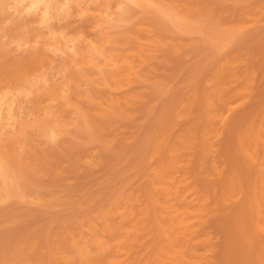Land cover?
I'll return each mask as SVG.
<instances>
[{"label":"rangeland","instance_id":"1","mask_svg":"<svg viewBox=\"0 0 264 264\" xmlns=\"http://www.w3.org/2000/svg\"><path fill=\"white\" fill-rule=\"evenodd\" d=\"M263 14L0 0V264H264Z\"/></svg>","mask_w":264,"mask_h":264},{"label":"bare ground","instance_id":"2","mask_svg":"<svg viewBox=\"0 0 264 264\" xmlns=\"http://www.w3.org/2000/svg\"><path fill=\"white\" fill-rule=\"evenodd\" d=\"M29 1V0H28ZM52 1V0H51ZM103 1V0H102ZM39 2H40V0H39ZM101 2V1H100ZM108 2V1H107ZM114 2V1H113ZM175 2V1H174ZM181 2V1H180ZM32 3V2H31ZM50 3V2H49ZM104 3H105V1H104ZM33 4V3H32ZM106 4V3H105ZM109 4V3H108ZM86 5V4H85ZM97 5V4H96ZM102 5H104V4H102ZM48 6H49V4H48ZM55 6V5H54ZM76 6V5H75ZM57 7V6H56ZM59 7H60V5H59ZM73 7H74V5H73ZM86 7V6H85ZM102 7V6H101ZM53 8V7H52ZM42 9H43V7H42ZM62 9V8H61ZM78 9V8H77ZM83 9V8H82ZM33 11V10H32ZM74 11H75V9H74ZM79 11H80V9H79ZM102 11V10H101ZM112 11V10H111ZM67 12V11H66ZM76 13H78V11H75ZM88 12V11H87ZM62 13V12H61ZM89 13V12H88ZM116 13V12H115ZM111 15V14H110ZM117 15V14H116ZM264 15V14H263ZM84 17V16H83ZM90 17V16H89ZM117 20H119V19H117ZM258 20V19H257ZM70 23H71V21H70ZM66 24V23H65ZM65 24H64V27H65ZM83 24H84V22H83ZM95 24V23H94ZM97 24V23H96ZM127 24V23H126ZM80 25V24H79ZM90 25V24H89ZM123 25V24H122ZM62 26V25H61ZM107 27V26H106ZM59 28V27H58ZM61 29V28H60ZM84 29V28H83ZM58 30V29H57ZM66 31V30H65ZM98 31V30H97ZM137 31V30H136ZM263 31V30H262ZM69 32V31H68ZM101 32V31H100ZM70 33V32H69ZM68 33V35H70ZM76 34V33H75ZM133 34V33H132ZM137 34V33H136ZM135 34V35H136ZM58 36H59V34H58ZM71 36V35H70ZM74 36H76V35H74ZM137 36V35H136ZM141 36V35H140ZM139 36V37H140ZM264 36V35H263ZM97 37H98V35H97ZM264 38V37H263ZM106 39V38H105ZM262 38H260V40H261ZM32 41V40H31ZM42 41V40H41ZM83 40H81L80 42H82ZM119 41V40H118ZM37 42V41H36ZM97 42V41H96ZM102 43V42H101ZM73 44V43H72ZM99 44V43H98ZM29 45V44H28ZM33 45V44H32ZM76 47V46H75ZM101 47H102V45H101ZM145 47V46H144ZM143 47V48H144ZM263 48V47H262ZM63 49V48H62ZM77 49V48H76ZM75 49V50H76ZM38 50H39V48H38ZM114 50H116V49H114ZM82 51V50H81ZM29 52H30V50H29ZM47 52V51H46ZM82 53V52H81ZM88 53V52H87ZM49 54V53H48ZM78 54V53H77ZM88 54H90V53H88ZM91 54H92V52H91ZM90 54V55H91ZM260 54V53H259ZM262 54V53H261ZM24 55V54H23ZM58 55V54H57ZM87 55V54H86ZM51 56V55H50ZM93 56V55H92ZM241 56V55H240ZM63 57H66V56H63ZM59 58V57H58ZM89 58V57H88ZM23 59V58H22ZM23 61V60H22ZM62 61V60H61ZM17 62V61H16ZM67 62H69V61H67ZM47 63V62H46ZM57 63V62H56ZM105 63V62H104ZM50 64V63H49ZM58 65V64H57ZM56 65V66H57ZM68 65H69V63H68ZM71 65V64H70ZM114 65V64H113ZM113 65H111V66H113ZM117 65V64H116ZM49 66V65H48ZM42 67H43V65H42ZM51 67V66H50ZM39 68H40V65H39ZM64 68H66L65 66H64ZM50 69V68H49ZM62 69V68H61ZM88 70V69H87ZM128 70V69H127ZM69 71V70H68ZM72 71V70H71ZM83 71V70H82ZM41 72V71H40ZM44 72H46V71H44ZM67 72V71H66ZM264 72V71H263ZM28 73H30V72H28ZM65 73V72H64ZM85 73V72H84ZM40 74V73H39ZM39 74H38V76H39ZM42 74V73H41ZM86 74V73H85ZM93 74V73H92ZM47 75V74H46ZM81 75V74H80ZM42 76V75H41ZM44 76V75H43ZM56 76V75H55ZM62 76V75H61ZM70 76V75H69ZM82 76V75H81ZM105 76H106V74H105ZM113 76H114V74H113ZM68 77V76H67ZM72 77H74V76H72ZM71 77V78H72ZM76 77V76H75ZM89 77V76H88ZM40 78V77H39ZM44 78V77H43ZM47 78H49L48 76H47ZM52 78H54V77H52ZM77 79L79 78L78 77V75H77V77H76ZM33 79V78H32ZM38 79V78H37ZM51 79V78H50ZM49 79V80H50ZM57 79V78H56ZM116 79V78H115ZM41 80V79H40ZM69 80V79H68ZM91 80V79H90ZM108 80V79H107ZM125 80V79H124ZM224 80V79H223ZM22 81V80H21ZM24 81V80H23ZM60 81V80H59ZM78 81V80H77ZM92 81V80H91ZM35 82H36V80H35ZM52 82V81H51ZM57 82V81H56ZM97 82V81H96ZM99 82V81H98ZM109 82V81H108ZM124 81H122V83H123ZM17 83V82H16ZM71 83V82H70ZM81 83V82H80ZM12 84V83H11ZM20 84V83H19ZM18 84V85H19ZM52 84H53V82H52ZM63 84V83H62ZM115 84V83H114ZM117 84H119V83H117ZM125 84H127V83H125ZM3 85V84H2ZM1 85V86H2ZM21 85V84H20ZM218 85H221V84H219L218 83ZM9 86V85H8ZM12 86V85H11ZM15 86V85H14ZM116 86V85H115ZM122 86V85H121ZM126 86V85H125ZM17 87V86H16ZM19 87V86H18ZM40 87V86H39ZM54 87V86H53ZM112 87V86H111ZM22 88H24V87H22ZM30 88V87H29ZM59 88H61V85H60V87H58V89ZM65 88V87H64ZM74 88V87H73ZM1 89H2V87H1ZM19 89V88H18ZM27 89V88H26ZM66 89V88H65ZM4 90V89H3ZM7 90V89H6ZM42 90V89H41ZM43 90H46V89H43ZM103 90V89H102ZM2 91V90H1ZM8 91V90H7ZM47 91V90H46ZM62 91H63V89H62ZM99 91V90H98ZM105 91V90H104ZM107 91V90H106ZM5 92V91H4ZM9 92H11V91H9ZM13 92H14V90H13ZM76 93L75 94H77V91H75ZM91 92V91H90ZM101 92V91H100ZM23 93V92H22ZM60 93V92H59ZM80 93V92H79ZM93 93V92H92ZM102 93V92H101ZM19 94V93H18ZM17 94V95H18ZM43 94H46V93H43ZM68 94H70V93H68ZM86 94V93H85ZM106 94V93H105ZM1 95H2V93H1ZM6 95V94H5ZM14 95V94H13ZM21 95V94H20ZM28 95V94H27ZM48 95V94H47ZM59 95V94H58ZM95 95V94H94ZM102 95V94H101ZM112 95V94H111ZM3 96V95H2ZM69 96V95H68ZM73 96V95H72ZM72 96H71V98H72ZM96 96V95H95ZM12 97V96H11ZM78 97V96H77ZM89 97V96H88ZM87 97V98H88ZM97 97H99V96H97ZM106 97V96H105ZM28 98V97H27ZM35 98V97H34ZM73 98H74V96H73ZM76 98V97H75ZM83 98V97H82ZM95 98V97H94ZM93 98V99H94ZM101 98V97H100ZM103 98V97H102ZM113 98V97H112ZM4 99V98H3ZM2 99V100H3ZM23 99V98H22ZM98 99V98H97ZM26 100V99H25ZM33 100V99H32ZM35 100H37V99H35ZM72 100V99H71ZM108 100V99H107ZM44 101H46V100H44ZM44 101L42 102V103H44ZM98 101V100H97ZM4 102V101H3ZM2 102V103H3ZM96 102V101H95ZM104 101L102 100V103H103ZM4 103H6V102H4ZM40 103V102H39ZM46 103H47V101H46ZM82 103V102H81ZM90 103V102H89ZM121 103V102H120ZM36 104V103H35ZM91 104V103H90ZM122 104V103H121ZM9 105V104H8ZM32 105V104H31ZM36 105H38V104H36ZM163 105V104H162ZM43 106V105H42ZM58 106V105H57ZM263 106V105H262ZM34 107V106H33ZM37 107H40V106H37ZM156 107V106H155ZM160 107H161V105H160ZM36 108V107H35ZM59 109H60V107H58ZM63 109V108H62ZM101 109V108H100ZM209 109V108H208ZM9 110H10V108H9ZM56 110V109H55ZM58 110V109H57ZM97 110V109H96ZM195 110V109H194ZM210 110V109H209ZM60 111H61V109H60ZM94 111V110H93ZM99 112H97V114H98ZM101 113V112H100ZM31 114V113H30ZM55 114V113H54ZM62 114H64V113H62ZM194 114H195V111H194ZM59 115V114H58ZM193 115V114H192ZM191 115V116H192ZM62 116V115H61ZM195 116V115H194ZM59 118V117H58ZM21 120V119H20ZM60 120V119H59ZM73 120H75V119H73ZM154 120V119H153ZM161 120V119H160ZM193 120V119H192ZM19 121V120H18ZM64 121H65V119H64ZM187 121V120H186ZM190 121V120H189ZM202 121H204V120H202ZM29 122H30V120H29ZM28 122V123H29ZM56 122V121H55ZM66 122V121H65ZM158 122V121H157ZM161 122H162V120H161ZM69 123V122H68ZM92 123V122H91ZM16 124H17V122H16ZM32 124H33V122H32ZM156 124V123H155ZM160 124V123H159ZM71 125V124H70ZM163 125V124H162ZM32 126V125H31ZM5 127V126H4ZM8 127V126H7ZM12 127H13V125H12ZM15 127H16V125H15ZM19 127V126H18ZM1 128V127H0ZM14 128V127H13ZM8 129H10V128H8ZM47 129V128H46ZM69 131H70V129H69ZM3 135V134H2ZM22 135V134H21ZM9 136V135H8ZM24 136V135H23ZM110 135H108V137H109ZM2 137V136H1ZM18 137V136H17ZM111 137V136H110ZM9 138V137H8ZM15 138H16V136H15ZM24 138V137H23ZM28 138V137H27ZM10 139V138H9ZM19 139V138H18ZM3 140V139H2ZM22 140V139H21ZM257 142V141H256ZM7 143V142H6ZM24 144V143H23ZM22 144V145H23ZM18 145H19V143H18ZM7 146H9V145H7ZM0 147H1V145H0ZM5 147V146H4ZM14 147V146H13ZM20 147V146H19ZM30 147V146H29ZM32 147V146H31ZM30 147V148H31ZM3 148V147H2ZM7 149V148H6ZM11 149V148H10ZM14 149V148H13ZM4 151V150H3ZM24 151V150H23ZM204 151V150H203ZM27 152V151H26ZM29 152V151H28ZM1 153V152H0ZM3 153V152H2ZM6 153V152H5ZM8 153H9V151H8ZM10 154V153H9ZM16 154V153H15ZM2 155H4V154H2ZM27 155V154H26ZM29 155H30V153H29ZM21 157V156H20ZM27 157V156H26ZM34 157V156H33ZM32 157V158H33ZM29 158V157H28ZM25 159V158H24ZM23 160V159H22ZM21 161V160H20ZM19 161V162H20ZM26 161V160H25ZM23 162V161H22ZM31 162H32V160H31ZM19 164V163H18ZM38 164V163H37ZM256 164V163H255ZM15 165V164H14ZM13 166V165H12ZM5 167V166H4ZM34 168V167H33ZM259 168V167H258ZM32 169V168H31ZM37 169V168H36ZM39 169V168H38ZM38 169L35 171V172H37L38 171ZM236 170H237V168H235ZM40 170V169H39ZM42 173H43V169H42ZM37 174H38V172H37ZM42 175H45V174H42ZM41 175V176H42ZM68 175V174H67ZM37 177V176H36ZM243 177V176H242ZM24 179V178H23ZM30 180V179H29ZM255 182V181H254ZM229 192V191H228ZM229 196V195H228ZM252 205H253V203H251ZM219 214V213H218ZM259 222V221H258ZM258 224V223H257ZM259 225V224H258ZM259 227V226H258ZM263 229V228H262ZM256 230V229H255ZM263 235V234H262ZM244 239H246V238H244ZM77 240V239H76ZM114 240V239H113ZM79 241V240H78ZM86 241V240H85ZM247 241V240H246ZM260 241V240H259ZM241 242H242V240H241ZM248 242V241H247ZM88 243V242H87ZM200 244V243H199ZM242 244V243H241ZM93 245V244H92ZM92 245H90V246H92ZM244 245V244H243ZM87 247H89V246H87ZM202 247V246H201ZM241 247V246H240ZM244 247V246H243ZM250 247V246H249ZM256 247V246H255ZM31 248H32V246H31ZM122 248V247H121ZM234 248V247H233ZM263 248V247H262ZM199 249H201V248H199ZM203 249V248H202ZM205 249V248H204ZM203 249V250H204ZM242 249V248H241ZM244 249V248H243ZM246 249H247V247H246ZM251 249V248H250ZM258 249H259V246H258ZM261 249V248H260ZM236 250V248L234 249V251ZM263 250H264V248H263ZM262 249H261V252L263 251ZM205 251V250H204ZM251 251V250H250ZM250 251H249V253H250ZM254 251V250H253ZM237 252V251H236ZM243 252H244V250H243ZM242 252V253H243ZM247 252H248V250H247ZM131 253V252H130ZM240 252L238 251V254H239ZM253 253V252H252ZM255 253V252H254ZM263 253H264V251H263ZM136 254V253H135ZM203 254V253H202ZM240 255V254H239ZM239 255H238V258H239ZM247 255H248V253H247ZM247 255H246V257H247ZM255 255H257V253L255 254ZM260 255V254H259ZM219 256V260H221V258H220V256L221 255H218ZM222 257V256H221ZM244 257V256H243ZM258 257V256H257ZM201 258H203V257H201ZM224 258V257H223ZM241 258V257H240ZM207 259V258H206ZM210 259V258H209ZM246 260V259H245ZM250 260V262H251V259H249ZM260 259H258V261H259ZM210 261V260H209ZM208 261V262H209ZM222 261V260H221ZM62 262V261H61ZM205 262H207V260H205ZM218 262V261H217ZM254 262L255 261H253V264H254ZM262 262H263V260H262ZM32 263V262H31ZM214 263V262H213ZM252 263V262H251ZM23 264V263H22ZM36 264V263H35ZM243 264V263H242ZM250 264V263H249ZM256 264V263H255Z\"/></svg>","mask_w":264,"mask_h":264}]
</instances>
